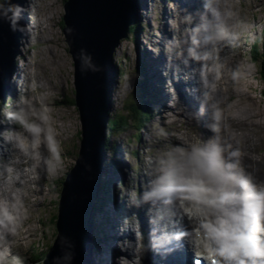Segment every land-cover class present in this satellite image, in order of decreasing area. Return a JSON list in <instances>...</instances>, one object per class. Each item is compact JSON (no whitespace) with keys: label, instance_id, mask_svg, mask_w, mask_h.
Segmentation results:
<instances>
[{"label":"clouds","instance_id":"1","mask_svg":"<svg viewBox=\"0 0 264 264\" xmlns=\"http://www.w3.org/2000/svg\"><path fill=\"white\" fill-rule=\"evenodd\" d=\"M175 2L178 7L167 23V34L148 51L154 58L163 57L159 71L165 107L179 108L186 125L204 132L195 143H174L167 124L153 120L145 125L158 151L140 158L138 175L143 181L128 183L126 172L124 186L113 188L131 217L143 213L139 252L123 242L130 219L123 216L114 228L112 251L93 256V264H144L149 253L164 260L180 250L190 254L191 264H264V180L243 167L240 145L223 138L229 102L218 87L231 62L224 53L239 49L245 33L250 39V21L234 0H198L194 8ZM35 17L32 0H0V25L20 34L18 47L34 39ZM72 33L68 26L70 44ZM72 56L81 74L104 70L83 47ZM14 58L9 83L15 85L16 94L11 103L0 102V175L5 185L0 193V264H26L11 243L28 219L25 197L6 186L23 187L25 163L50 178L65 171L64 148L48 109L43 101L25 102L31 86L20 87L17 77L22 66ZM250 72L248 65L238 63L228 68L227 79L237 85ZM138 78L139 74L126 78L122 86L115 84L110 98L122 104L135 92ZM177 84L183 85L192 104L177 93ZM75 248V240L60 233L48 250L46 264H73Z\"/></svg>","mask_w":264,"mask_h":264},{"label":"rangeland","instance_id":"2","mask_svg":"<svg viewBox=\"0 0 264 264\" xmlns=\"http://www.w3.org/2000/svg\"><path fill=\"white\" fill-rule=\"evenodd\" d=\"M137 1L138 17L141 18L142 22H144L145 29H141L138 32L139 42L133 43L129 38L125 39L115 53V57H117L116 59H118L119 63H117L116 65V67L118 68L117 74H115L114 77V85L116 84L118 86H122L126 78L135 79L136 77L137 67H135V65L137 63V57L139 58V55H137L135 52L136 43H138V50L141 57L144 55L143 52L148 53L149 63L151 64L152 81L156 84H159L158 81H160L162 77L156 76L155 79V70L161 65L160 58H154L151 52L148 50L156 48L158 37L160 38L163 34H167L166 23H170L173 20V18L168 19L167 10H175L178 7L175 0ZM260 1L261 0H236V2H239L241 4L242 10L244 11L243 13L247 15L248 20L250 21V39L247 36L246 42L242 46L243 48L241 49V52L243 57L239 58V64H241L242 66L248 65L251 68V72L246 75L247 80L244 79V81H240V83L242 82V87L233 85L229 80H227L226 82L230 83V90L236 89L238 91L239 89H241V92H243L244 94L240 98V101H242L244 103V106L252 111V114L255 116L253 117V119H257L261 124H264V109H261L259 107L258 101L260 102V100L258 98V95L255 94L256 91L254 90L255 86H258L260 91V88L262 86L259 85L262 83L256 78V73H254L255 71H257L256 66H254L255 62L250 63L252 49L254 50V47L256 45L255 41H259V39H262L264 32V14L262 13L260 15L261 9L263 8L262 6L260 8ZM177 2L180 3L181 6H184L181 0H177ZM50 3H55V5L58 6L56 15H53V12L48 10L52 13V16L55 17L54 20H51L50 18L48 22L53 34H51L48 40L43 41L42 39H40V33L34 30V33H36L34 34V39L30 40L29 43L24 42L21 44L22 53L16 58L15 62L19 64L20 60L22 59H24V61H26V59L30 60V69L25 70L23 72V75L27 80L26 85L31 86L33 80L36 85L33 90L27 92L24 99L25 102L30 105L39 103L40 101H43L45 103V106L47 107L50 114L51 126L59 134L58 139L60 140L64 148L63 160L65 171L56 178H50L46 175H43L42 173H38L32 167H23L26 174L28 175L26 179L29 181V186L23 188L22 190L19 188L18 191L14 190V192H23L25 197V205L28 210V219L25 221L23 227L18 232L17 236L11 241V243L13 244V250L16 253H19V255L22 256L24 255L27 260L26 264H43L42 255H44V252L49 249L57 236L55 222L58 214V205L63 182L65 181L66 174L76 164L79 147L81 146L82 140L80 134L82 127L80 114L77 107L73 106V95L71 94L72 90L75 87L73 81V58L68 50V43L66 42V37L63 33V26H65V24H63V15L65 14L63 4L65 3V0H51ZM187 7L191 8L190 5H188ZM55 10L56 8H54V11ZM147 11L148 16H146ZM152 42H154L155 44H153ZM45 44L48 47H53L52 49H54L56 52L57 58H52V60L55 61L54 64H50L52 61L48 60L49 57L51 58L50 55L46 58V56L41 54L43 51L42 48ZM13 67H15V65H13ZM144 69L145 71H147L146 68ZM253 78H255L254 82H252ZM40 83L44 86L41 87ZM6 91L7 87L4 92ZM7 93L5 96L2 95V97L0 98V102L7 103L9 100L8 103H11L13 101L16 92H11L10 94L8 90ZM158 93V103L155 102L157 98V91H155V89L154 98L152 99V101L155 102L156 107L160 108V114L158 113L159 115L157 114L150 121L158 120L162 123L167 124L172 132V141L174 143V140H176L177 142L181 138H188L186 136L187 134L190 135L191 138L194 131H202V129H197L194 126L186 125L185 120L183 122H177L176 124L175 122L177 116L175 112L171 108L165 107V103L160 102L161 97L166 98L163 94V89L161 86H158ZM0 94H3V91H0ZM7 97H9V99H7ZM130 98L131 97L128 96L122 104H118L113 101V106L115 107L116 104L117 106L116 108H114L112 113L116 114L117 112H123L125 105ZM235 99L238 100L239 98L231 96L228 104L229 109L232 107L233 103L237 104ZM132 100L136 103L137 97H132ZM150 108H152L153 110L154 107L150 106ZM175 110L177 113H180L178 109ZM156 112L158 111H153V115ZM235 113H237V109H235L234 112H231L230 116ZM240 125L257 126L249 123L245 124V122L244 124L241 123ZM237 133L238 135H241L238 131ZM109 134L107 136L111 138L112 143L117 147V153L115 154V156H117V164H119V167L121 168L119 173L114 172L113 175H111L114 169L111 165L113 169L109 171L110 179L112 176V178L114 179V186L117 185L118 182H120V186L123 187L125 184V173L127 172L128 174H130L128 183H134L140 178V175H138L141 170L140 158L146 153H154L158 151V147L152 144V141L146 134V129L144 127L142 130L131 127L125 133L117 134L113 137L111 134ZM229 138L238 143L240 146H246V142L242 141V138L238 137L235 134L230 135ZM182 141L185 144L191 143V141ZM252 142L255 144V141L252 140ZM262 152H264V150H262ZM250 153L254 156L252 164L257 166L258 170L264 173V156L260 155L259 157H261V161H256L258 155L255 156L253 150H251ZM2 182L1 184L3 188L5 187V185L4 181ZM6 187L11 189L10 184ZM113 198L114 200H117L114 191ZM121 210H123V208H121ZM110 211L111 213L114 212V214L116 215L115 206H110ZM111 213L109 214L111 215ZM114 220L117 223L118 220L115 216ZM134 221H136V217H132V219H129L128 224H131ZM110 230L111 229L107 227V232H111ZM129 232L130 231H125L124 234L128 235ZM114 240V238L113 240L111 238H107V242H102V248L100 247L99 253L96 254L100 255L105 251L110 253V249H112L111 243ZM97 255L93 254V256ZM31 256H33V260L31 259Z\"/></svg>","mask_w":264,"mask_h":264},{"label":"water","instance_id":"3","mask_svg":"<svg viewBox=\"0 0 264 264\" xmlns=\"http://www.w3.org/2000/svg\"><path fill=\"white\" fill-rule=\"evenodd\" d=\"M260 15L264 14V0L260 1ZM63 33L70 26L73 29L68 50L80 47L93 54L95 61L103 65V72L81 74L73 60L74 89L73 106L77 107L81 120V146L76 164L66 174L60 195L56 217L57 235L63 233L76 242L73 264H87L94 205L101 197L100 187L103 174L105 127L112 110L110 93L114 84V52L128 36L129 26L134 24L135 0H65L63 4ZM20 34L9 32L6 25H0V78L9 76L13 69V58L20 55L17 46ZM260 67L264 71V46L261 47ZM73 58V56H72ZM2 61H6L5 63ZM64 61V60H63ZM259 64V63H258ZM10 65V72L6 66ZM65 65V64H64ZM257 68V79L262 86L255 92L264 109V79L261 68ZM64 67V66H63ZM0 80V83H1ZM259 92V93H258ZM67 102V101H66ZM87 165V167H85ZM53 243L50 247L52 249ZM56 254L57 250H52ZM89 259V258H88ZM46 264V260L44 262Z\"/></svg>","mask_w":264,"mask_h":264},{"label":"bare ground","instance_id":"4","mask_svg":"<svg viewBox=\"0 0 264 264\" xmlns=\"http://www.w3.org/2000/svg\"><path fill=\"white\" fill-rule=\"evenodd\" d=\"M181 1L183 2L184 0H181ZM50 2H51V0H32V6H33V8L35 9V12H36V17H35L36 24H35L34 30H36V31H38L40 33V35H39L40 39H42L43 41L48 40V38H50L51 34H53L52 33V29L50 28L48 22H49L50 18H51V20H54L55 17H53L52 13L49 12V11H52L53 15H56V13L58 11V6L55 5V3H50ZM185 2L187 3V6L190 5L191 8H192V6H193V8L196 7L197 4H198V0H185ZM234 3H236L239 6L240 9H242L241 4L239 2H236V0H234ZM54 8H56L55 11H54ZM173 13H174L173 10H170V11L167 10L168 19L169 18H173ZM146 16H148V11L146 12ZM162 20H164V19H162ZM34 34H36V33H34ZM247 36H248V33H245L244 35H242V37H241V45H240L239 49H235V50L227 49L225 51V53H224L225 55H227V56H229L231 58V62H230V64L227 67L224 68V70H223L224 71V76H223L222 79L219 80L218 87L221 89L223 95L226 94L225 96L227 97V101L228 102L230 101L231 96L238 97L239 99L238 100L235 99L237 104L233 103V105H232V107L230 109H229V106H228L229 103L225 107L224 130H223L222 135H223L224 139L229 140V142L233 143V144H236V142L229 138L230 135H232V134H235L238 137H241L242 141L246 142V146L245 145H241L240 146L241 149H242V152H243L242 165L249 172L253 173L259 180H264V173L259 171L257 166L252 164V160L254 159V156L250 153V151L253 150V152L255 153V156L258 155V157L256 158V161H261V157H259L260 155L264 156V152H262V150H264V146H263L264 145V124H261L257 119H253V117H255V116L252 114V111H250L249 108L244 106V103L242 101H240V98L244 94L243 92H241V89H239L238 91L236 89H231L230 90V83L226 82L228 80L227 79V71H228L227 68L234 67L236 64H238L240 62L239 58L243 57L241 49L243 48L242 47L243 44L246 42ZM158 39H159V37H158ZM24 42L29 43L30 40H25ZM52 48L46 46V44H45L43 46V48H42L43 51L41 53L42 55L46 56V58L49 57V55L51 56V58L49 57V59H48L49 61H52L50 64H54L55 61L52 60V58L56 57V52ZM159 58H160V63L162 64L163 57L161 56ZM2 62H4V61H2ZM19 65L22 66V72H20L18 74V77H19L18 80L20 81V87L23 88V87L26 86V82H27V80L25 79V77L23 75V72L25 70L30 69V66H29L30 65V60L26 59V61H24V59H22V60H20ZM153 65H154V63H153ZM0 68H1V66H0ZM6 68L8 70L5 69V71L9 73L10 72V70H9L10 65L6 66ZM13 71H15L14 68L12 69V72ZM156 76H160L161 77L160 71H159V67H157L156 70H155V79H156ZM114 77H115V74L113 75V80H114ZM5 79H6L5 77H3L2 80L0 78V80H1V82L3 84L2 85L3 88L6 90V87H7L10 92H12V93L16 92L15 85L9 83V87H8V85H6ZM245 79H246V77H245ZM254 79L255 78L252 79V82H254ZM243 81H244V79H243ZM158 82H159V84H157V85L161 86L162 89H163V78H161V80L158 81ZM35 85H36V83L33 80L32 84H31V87L28 90V92L33 90ZM237 85L242 87V82L237 84ZM43 86L44 85L41 84V87H43ZM257 87L258 86H255V89H254L255 91H257L259 89V87L258 88ZM176 89H177V93L181 96V98L183 100H185L186 103L192 104L191 98L187 97L184 94L183 85L182 84H177L176 85ZM234 90H235L236 93L234 92ZM227 94H230V95H227ZM165 97L166 98L161 97L160 102L165 103V100L167 99V96H165ZM153 107H156V105H153ZM177 109L179 110V108H177ZM235 109H237V113H235V114L230 116L231 112H234ZM173 111L175 112V114L177 116L176 122H180V121L183 122L184 121V117L180 113H177L176 110H173ZM244 122H245V124L249 123V124H253V125H257V126L240 125L241 123L244 124ZM237 131L241 135H238ZM105 132H106L105 135H106V138H107V126L105 127ZM203 132H204L203 129L200 132L194 131V133L192 134L191 138H190V135L187 134L186 136L188 138H181L177 142H176V140H174V141H175V143H180V142H183L182 140H186V141H191V143H195L199 139V135L201 133H203ZM204 134H206V133H204ZM106 138H105V140H106ZM252 140L255 141V144L252 142ZM249 148H250V150H249ZM103 162H104V159H103ZM23 167L26 168V167H30V166L27 163H25L23 165ZM118 167H119V164H118ZM120 170H121V168L119 167V172H120ZM24 176H25V184L23 185L22 188H20L21 190L23 188H26L27 186H29L28 185L29 181L26 179V177L28 175L26 174L25 170H24ZM129 178H128V180H129ZM2 181H4V177L2 175H0V193H2V189H3L2 188V184H1ZM139 181H141V182L143 181V176H140ZM12 187L13 186L11 185V189L10 190H12V191H14V190L18 191V189H19V188H15V187L12 188ZM112 193H113V188H112ZM115 210H117L116 211V215H115L117 220H118V218L123 217V216H130L129 211L125 210L124 207H123V210L119 209L120 211H118L117 207H115ZM131 218L132 217L130 216V219ZM137 219H138V225H140L141 228L143 229V227L145 226V218H144L142 212L139 213V217ZM115 225H116V221L113 219L112 223L109 226V228L111 229L110 230L111 232L108 231L109 233L108 232L105 233V235L103 236L102 242H105V241L107 242V238H111L112 240H113V238L114 239L117 238L115 236V234H114ZM125 227H126V229H128L126 231H130V232L128 233V235L124 234L123 242L129 246V250L130 251H135V252L138 253L139 252V248H138V245H137V242H136V239H135V231H136L135 227H136V225H135L134 222H132L131 224L126 225ZM100 247H101V245H100ZM91 249H92V245H91ZM111 251H112V249H110V252ZM148 256L151 258L152 264H186V263H188V257L190 256V254L186 250H182V252L175 251L172 254H170L169 256H167L164 260H161V258L159 256L152 255L151 253H149ZM91 258H92V255H91ZM105 264H106V262H105Z\"/></svg>","mask_w":264,"mask_h":264},{"label":"trees","instance_id":"5","mask_svg":"<svg viewBox=\"0 0 264 264\" xmlns=\"http://www.w3.org/2000/svg\"><path fill=\"white\" fill-rule=\"evenodd\" d=\"M141 29H145V24L140 22L139 20L135 24L129 26L128 35H129V39L131 40V42H133V43L139 42L138 32ZM262 37H263L261 40L262 45H260L258 43L255 45L254 50L252 49V53L258 57L259 56L261 57V53H260L261 47L263 49V46H264V32H263ZM258 45H259V47H258L259 52H258V48H256ZM140 65L142 67V63ZM141 70L138 71L139 78L137 80V83H138V88H137V90H138V92H137L138 102L135 105L131 106V104L128 101L127 105L125 106V110L123 112H121L120 114L113 116L110 123L107 125V135L110 133V131H111V133H110L111 135L123 134L126 131H128V129L131 127H134L135 129L140 130V128L143 127V125L146 124L152 118L153 112L150 109V102H149L150 95L146 89V85L148 84L146 71H144V69H141ZM261 72L264 76L263 65L261 68ZM263 79H264V77H263ZM116 148L117 147L115 144L112 143L111 138L109 136H107L106 140L104 141V150H105L104 166H105V168H108V166H111L112 164H113V166H115L114 169H116V166H118L117 161L115 163L113 162V160L116 158V156H115ZM109 153L112 155L111 160H109L108 155H107ZM116 172L119 173V167H118V170H116ZM110 184L111 183L109 181L106 182V181L101 180L100 193H103V191H104L105 195H107L106 192L109 191L110 195H112L113 193H112V188H110ZM110 195H107V198ZM103 200H104V197L102 194V196L98 198L99 204L97 203V205L95 207V211H94L95 215H97L98 213H100V214L102 213L103 205H104ZM47 253L48 252L45 251L44 255L42 257H46ZM34 257H36V256H34Z\"/></svg>","mask_w":264,"mask_h":264}]
</instances>
